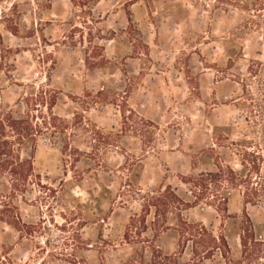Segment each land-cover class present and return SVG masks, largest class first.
<instances>
[{
	"label": "rangeland",
	"instance_id": "rangeland-1",
	"mask_svg": "<svg viewBox=\"0 0 264 264\" xmlns=\"http://www.w3.org/2000/svg\"><path fill=\"white\" fill-rule=\"evenodd\" d=\"M252 1L0 0V148L13 162L0 170V264H147L181 249L187 261L184 222L223 230L238 252L242 195L217 210L206 172L240 169L241 148L264 155L243 91L264 61Z\"/></svg>",
	"mask_w": 264,
	"mask_h": 264
},
{
	"label": "trees",
	"instance_id": "trees-1",
	"mask_svg": "<svg viewBox=\"0 0 264 264\" xmlns=\"http://www.w3.org/2000/svg\"><path fill=\"white\" fill-rule=\"evenodd\" d=\"M244 9L250 14L245 26L260 29L264 40V0H253L250 4L247 2ZM247 71L252 77V79L248 77L247 81L256 79L254 82L255 93L249 90L248 83L242 82L244 94L250 101V115L256 121L259 115L264 120V61L251 60ZM257 149L259 148H241V168L238 170L226 164H218L215 172H206V175L212 177L218 187L223 189V192L216 194V198L210 200L216 204L217 210L228 212L231 191L233 189L240 190L243 200V219L239 222L235 232L239 243L238 252L234 253L223 230L214 234L202 223L184 222L186 233L183 236L186 242L192 243L191 257L187 261L181 262L182 249L174 255H163L154 250L150 263L147 264H206L205 262L216 254L223 258L225 264H264V222L259 225L255 224L248 212L249 205L264 210V155ZM7 154L0 148V170L7 169L13 163L10 157L6 159L2 157ZM27 163L28 161L20 159L16 161L17 166H24ZM29 163L30 171H32V164ZM12 169L13 167L11 171H13ZM261 228L263 229L260 230Z\"/></svg>",
	"mask_w": 264,
	"mask_h": 264
}]
</instances>
